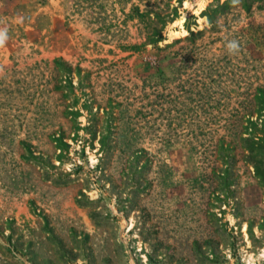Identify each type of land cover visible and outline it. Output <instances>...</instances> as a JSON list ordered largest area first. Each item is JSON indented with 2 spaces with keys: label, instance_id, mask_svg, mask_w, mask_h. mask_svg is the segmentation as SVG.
<instances>
[{
  "label": "rangeland",
  "instance_id": "1",
  "mask_svg": "<svg viewBox=\"0 0 264 264\" xmlns=\"http://www.w3.org/2000/svg\"><path fill=\"white\" fill-rule=\"evenodd\" d=\"M0 41V264H264V0H0Z\"/></svg>",
  "mask_w": 264,
  "mask_h": 264
},
{
  "label": "clouds",
  "instance_id": "2",
  "mask_svg": "<svg viewBox=\"0 0 264 264\" xmlns=\"http://www.w3.org/2000/svg\"><path fill=\"white\" fill-rule=\"evenodd\" d=\"M2 42V41H0ZM230 53H235L239 50V44L237 41H230L227 45Z\"/></svg>",
  "mask_w": 264,
  "mask_h": 264
}]
</instances>
